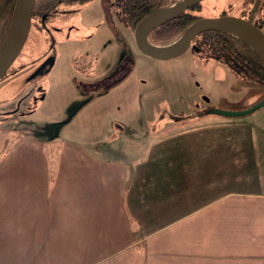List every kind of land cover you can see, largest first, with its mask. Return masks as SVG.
Returning <instances> with one entry per match:
<instances>
[{
  "label": "crops",
  "instance_id": "crops-1",
  "mask_svg": "<svg viewBox=\"0 0 264 264\" xmlns=\"http://www.w3.org/2000/svg\"><path fill=\"white\" fill-rule=\"evenodd\" d=\"M97 106L93 123L111 114ZM248 122H224L235 132L218 138L204 123L159 126L133 142L114 139L112 121L78 139L68 124L36 135L1 123L0 264H264V128Z\"/></svg>",
  "mask_w": 264,
  "mask_h": 264
},
{
  "label": "rangeland",
  "instance_id": "rangeland-1",
  "mask_svg": "<svg viewBox=\"0 0 264 264\" xmlns=\"http://www.w3.org/2000/svg\"><path fill=\"white\" fill-rule=\"evenodd\" d=\"M252 7L253 0H203L200 14L242 16ZM68 10L50 24L47 41L39 25L32 24L15 70L0 79V118H6L0 125L40 135L35 128L53 131L68 124L62 134L78 139L112 121L120 142L139 141L151 128L191 121L208 125L215 138L235 132L233 125L223 124L231 120L264 128V115L255 116L264 105L241 116L212 114L243 111L263 101V84L242 79L211 59L201 63L190 48L168 60L145 56L110 0H89ZM100 95L107 98L96 102ZM97 105L111 114L93 123L90 109ZM107 132L101 131L98 140L106 142ZM242 135L243 156H252L255 146ZM260 173L264 176L263 168Z\"/></svg>",
  "mask_w": 264,
  "mask_h": 264
},
{
  "label": "trees",
  "instance_id": "trees-1",
  "mask_svg": "<svg viewBox=\"0 0 264 264\" xmlns=\"http://www.w3.org/2000/svg\"><path fill=\"white\" fill-rule=\"evenodd\" d=\"M87 1L89 0H36L31 15L32 24L36 22L39 25L44 35V41H47L49 35L45 31L48 25L47 19L56 13H63L73 5L83 4ZM176 1L110 0V5L117 8L124 25L134 31L137 23L146 15L169 7ZM256 1L257 4L251 21L264 32V0H253V5ZM14 4L15 0H0V45L8 31ZM251 11L252 8L248 10L246 15L243 14L239 17L248 19ZM200 12V3H198L185 10L182 15L155 28L148 36L149 43L154 46H166L173 43L181 36L188 25L203 17ZM220 15L226 14L220 13ZM190 49L196 60L201 63H206L208 59H211L225 65L242 79L264 85V59L250 45L238 37L221 31H205L191 41ZM12 66L7 73H12L15 70Z\"/></svg>",
  "mask_w": 264,
  "mask_h": 264
},
{
  "label": "water",
  "instance_id": "water-1",
  "mask_svg": "<svg viewBox=\"0 0 264 264\" xmlns=\"http://www.w3.org/2000/svg\"><path fill=\"white\" fill-rule=\"evenodd\" d=\"M203 0H178L169 7L157 10L142 18L134 29V41L137 49L147 57L155 60H168L182 55L190 48L191 41L205 31H221L240 38L250 45L264 59V32L252 21V14L257 1L252 7L248 19L219 15L202 17L188 25L181 36L166 46H154L149 43V34L157 27L182 15L188 8ZM36 0H15L10 25L0 45V79L7 73L20 54L30 31L31 15ZM264 105V100L252 107L239 111L227 112L214 110L212 113L226 116H241L254 112Z\"/></svg>",
  "mask_w": 264,
  "mask_h": 264
},
{
  "label": "flooded vegetation",
  "instance_id": "flooded-vegetation-1",
  "mask_svg": "<svg viewBox=\"0 0 264 264\" xmlns=\"http://www.w3.org/2000/svg\"><path fill=\"white\" fill-rule=\"evenodd\" d=\"M70 10H65L63 11V13H56L54 14L52 17L50 16L48 19H47V22H48V25H47V28L45 29L46 33H51V29H50V24L56 19L57 15L59 14L60 16L61 15H65V14H68ZM31 26H32V20H31ZM31 28V27H30ZM53 28L54 30H58L56 29L55 27H51Z\"/></svg>",
  "mask_w": 264,
  "mask_h": 264
}]
</instances>
